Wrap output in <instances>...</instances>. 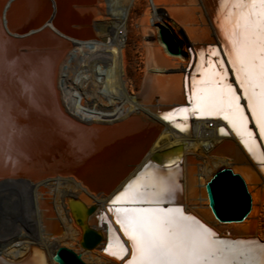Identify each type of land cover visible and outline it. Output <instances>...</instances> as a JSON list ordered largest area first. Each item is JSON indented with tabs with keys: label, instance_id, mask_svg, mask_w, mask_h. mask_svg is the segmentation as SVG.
Instances as JSON below:
<instances>
[{
	"label": "bare ground",
	"instance_id": "bare-ground-1",
	"mask_svg": "<svg viewBox=\"0 0 264 264\" xmlns=\"http://www.w3.org/2000/svg\"><path fill=\"white\" fill-rule=\"evenodd\" d=\"M153 2L169 13L171 21H162L180 43L182 53L171 54L159 38L155 41L150 38L152 33L157 35L158 30L150 26L155 13L147 5L145 13L136 21L145 52L144 72L136 92L128 76L130 62L125 54L129 47L127 41L135 37L130 29L132 22L127 19L120 26L125 29L126 39L118 34L110 38L112 26L111 30L106 28L100 32L96 22L110 18L105 0H0V200L4 202V210L0 212V240L7 236L6 230L21 228L14 219L18 214L29 230L25 242L9 241V248L0 244L1 258L15 263L23 261L36 245L45 249L49 264H58L53 256L63 247L79 255L85 263L126 264L131 258V244L116 222L112 209L118 205L110 202L151 159L159 164L166 163V166L177 163L178 166L163 169L150 163L135 180L145 185L159 177L175 181L176 190L170 203L183 199L184 207L179 208L212 229L219 238H226L224 232L229 231L234 236L229 237L232 239L264 241L258 234L264 205V167L258 159L247 152L240 138L222 119L192 114V119L182 118L178 122L179 113L171 122L162 118L187 104L201 53L206 54L209 47L219 52L222 47L225 52V41L218 30L222 15L220 0ZM157 17L162 18L160 13ZM163 28L162 25L159 29ZM182 31L195 54L185 45ZM110 39L116 48H112L113 61L109 69L94 71L91 66L81 67L77 60L81 52L92 55L108 49ZM78 68H87L86 76L80 75V80L76 75ZM225 70L230 81L235 82L232 69L228 71L225 67ZM97 76L103 77L99 81ZM102 86L113 93V99L109 100L99 91ZM75 90L82 95L79 104L74 101ZM241 104L244 108L247 106L246 101L242 100ZM139 116H146L150 122L158 124L162 133L142 163L111 195L97 194L71 176L37 180L19 175L31 170L35 161L56 157L59 148L71 141L78 142L76 135L86 128L85 125L116 126L121 123L119 128L124 130L133 123L140 125ZM251 122L259 137L255 122L252 119ZM262 142L264 144V140ZM257 144L259 146L258 141ZM259 151L262 152L260 147ZM231 162L238 166L230 165ZM209 167H216L217 172L230 168L244 178L252 198L251 212L244 220L215 218L206 192V185L212 178L205 182L200 176V171L208 172ZM217 172H212V177ZM70 198L81 200L87 207L97 206L88 220L91 228L103 234L97 247L80 246L82 229L71 215ZM12 206H16L13 211ZM103 211L106 217L100 218ZM102 219L107 222L105 226L101 224ZM109 227L112 237H118L125 244L127 256L123 260L105 251Z\"/></svg>",
	"mask_w": 264,
	"mask_h": 264
},
{
	"label": "snow or ice",
	"instance_id": "snow-or-ice-1",
	"mask_svg": "<svg viewBox=\"0 0 264 264\" xmlns=\"http://www.w3.org/2000/svg\"><path fill=\"white\" fill-rule=\"evenodd\" d=\"M219 7L218 30L239 94L228 80L221 53L209 47L206 54L201 53L192 76L191 108L176 112L184 119L189 114L222 119L247 152L264 164V152L259 151L241 104L246 101L259 138L264 140V0H220ZM175 114L162 118L171 122ZM175 190V181L163 177L150 180L148 185L137 179L110 202L118 205L112 210L131 244L126 264H264V245L255 240L218 239L181 208L162 207L170 203ZM108 231L107 254L123 260L127 249L118 237H112L111 227Z\"/></svg>",
	"mask_w": 264,
	"mask_h": 264
},
{
	"label": "water",
	"instance_id": "water-1",
	"mask_svg": "<svg viewBox=\"0 0 264 264\" xmlns=\"http://www.w3.org/2000/svg\"><path fill=\"white\" fill-rule=\"evenodd\" d=\"M4 19L3 23L5 24ZM54 20L55 16L51 22L53 23ZM4 27L7 29L6 25ZM159 35L160 41L165 45L169 53L174 55L182 53L174 37L167 29H161ZM220 52L224 57L225 67L230 68L222 47ZM228 80L233 84L234 88H238L236 82L230 81L229 78ZM183 107L191 108L188 98L187 104ZM245 111L249 117V128L253 132L255 140L258 141L261 151L264 152V144L257 136L258 131L256 130V132L252 125L251 114L247 111V106ZM175 113V116L178 115V112ZM191 117L193 115L189 114L187 119ZM138 119L140 125L133 123V125H129L131 127L124 130L119 128L121 123L116 126L85 125L86 128H82L81 132L76 135L78 142L71 141L59 148L56 157L51 156L42 161H35L36 164L31 170L19 175L33 177L37 180L53 176H71L82 181L85 186L97 194L111 195L142 163L152 145L162 133V128L158 124L150 122L146 116H139ZM181 119V117H177L178 122H181ZM150 163L163 169L178 166V163L166 166V163H163L164 165L159 164L151 159L123 186L120 192L135 180ZM261 166L264 167V164H261ZM206 192L212 213L220 221H242L251 212L252 198L247 184L239 173H235L230 168L218 171L207 183ZM68 205L73 219L82 229V236L79 241L80 246L85 249H93L100 245L104 238L101 230L93 229L88 224V220L97 210V206L87 207L85 203L76 198H70ZM161 206L184 207V202L182 199L180 202L166 203ZM224 233L228 236L231 235L229 231ZM216 238L231 241L255 240L258 245H264V241H260L258 238H219L217 234ZM53 259L58 264H87L82 261L79 255L65 247L60 248L53 256ZM0 264H49V262L46 258L45 249L34 245L23 261L15 263L0 257Z\"/></svg>",
	"mask_w": 264,
	"mask_h": 264
},
{
	"label": "rangeland",
	"instance_id": "rangeland-1",
	"mask_svg": "<svg viewBox=\"0 0 264 264\" xmlns=\"http://www.w3.org/2000/svg\"><path fill=\"white\" fill-rule=\"evenodd\" d=\"M106 2V6H107V13H108V18L106 19H102L98 22H96L95 26L98 27V29L100 30V32H102L104 29H110L111 30V26L114 28L113 32L110 34V38H114L115 36H120L122 37V39H126L125 38V33H123L125 31L124 27L121 28L120 26L126 22V20L128 19L129 23L132 22V26L130 27L131 31L133 32V35L135 37H131V39H129L128 42V46L126 47V57L128 58L127 60H129V65L127 68V72H128V76L129 79L133 82L134 84V89L137 92L139 89V84L140 81L142 80V76H143V70H144V61H145V52H144V41H143V37H141V35L138 33L137 31V25H136V21L145 13V11L147 10V0H105ZM132 3H134V7L132 6ZM160 14H162V10L159 11ZM110 20V21H109ZM160 24V23H159ZM195 26V25H194ZM120 27V28H119ZM96 29V30H98ZM103 29V30H102ZM120 29V30H119ZM182 30V29H180ZM157 31V30H156ZM98 32V31H97ZM172 32V31H171ZM116 33V34H115ZM121 33V34H120ZM160 31L157 33V35H155V33H152V36L150 37L153 41L156 40V38L160 39V35H159ZM182 35L184 36V40L186 41L185 45L188 47V50H190L193 54H195L194 49L190 46V42L189 40H187V36L185 35V33H183V31L181 32ZM158 36V37H157ZM172 36L174 37V40L176 42V44L178 45V47L181 49V45L178 42V40L175 38V35L172 33ZM186 38V39H185ZM112 40L110 39L109 44H110V48L108 47V49H104L103 51H100L99 53H93L91 55V53H87V52H81L79 54V56L77 57V60H79L78 62L81 64V67H86V66H91L94 71L96 70H103L106 71V69H109L112 65V59H113V50L112 48L115 47L114 45H112ZM76 48V47H75ZM74 48V49H75ZM116 48V47H115ZM120 48V47H119ZM192 48V49H191ZM111 49V50H110ZM88 50V49H87ZM106 50V51H105ZM119 50V49H118ZM121 52V51H120ZM120 52H118V57L120 55ZM197 56V53H196ZM195 56L192 55V60L194 61ZM87 70V68H78L76 69V75H77V80H80L79 76H86L87 73H85V71ZM139 74V75H138ZM103 76H97V78H99V81L102 79ZM138 77V78H137ZM138 81V82H137ZM238 94H239V88H236ZM100 92L104 93L106 95V97L111 100L113 99L114 95L111 91H109L106 87L102 86L99 89ZM130 92L132 93L133 91L130 90ZM74 101L78 102V104L80 103L81 99H82V95L79 93L78 90H75L74 92ZM134 95V94H132ZM209 126L212 128V124H209ZM172 148H175L172 147ZM232 166H238L237 164H234L231 162ZM208 172H205L206 174H204L202 171L200 176H202L203 180L205 182H208L211 178H212V172H217L216 167H209L208 168ZM204 174V175H203ZM206 178V179H205ZM181 180H183V178H181ZM184 202V201H183ZM3 206V207H2ZM200 206H203L200 204ZM12 211L16 209V206H12ZM191 209V208H189ZM4 210V202L3 200H0V212H3ZM193 211V210H191ZM55 212V211H54ZM12 213V212H10ZM12 215V214H11ZM100 217V215H99ZM17 219V224L21 226L18 227L16 229H9L6 230L8 232L7 236L0 240V244L6 245L7 248H9L10 246L7 245L10 242H25L23 240H28L27 234L29 232V230L26 228L25 223L23 220V217H21V214H18L14 217V219ZM102 226L105 224L101 223ZM24 225V226H23ZM23 228V229H22ZM25 229V230H24ZM26 234H25V233ZM220 233V232H219ZM24 236H23V235ZM222 234V233H220ZM258 234L264 238V205L262 207L261 210V214H260V228H259V232ZM225 237H234L233 235H229L227 236L226 234H224ZM20 238V239H17ZM16 240V241H15ZM10 241V242H9ZM87 263H92V262H87Z\"/></svg>",
	"mask_w": 264,
	"mask_h": 264
},
{
	"label": "built area",
	"instance_id": "built-area-1",
	"mask_svg": "<svg viewBox=\"0 0 264 264\" xmlns=\"http://www.w3.org/2000/svg\"><path fill=\"white\" fill-rule=\"evenodd\" d=\"M147 3H148V6L150 7V9L152 11L154 10V13H155V17H152L150 19V26L152 27V29L158 30L157 32H159L161 30L159 28H161L162 25H163V26H165V29H167L172 34L171 29H169L167 27V25L162 21V19H164L166 21H171L170 16H169V13L167 12V10L165 8H158V7H156V5L154 4L153 0H147ZM160 10H162V12H163L162 14H160L162 16L161 19H159L157 17V14L160 13L159 12ZM157 19H159V20H157ZM4 20H5V23H6V19H4Z\"/></svg>",
	"mask_w": 264,
	"mask_h": 264
}]
</instances>
